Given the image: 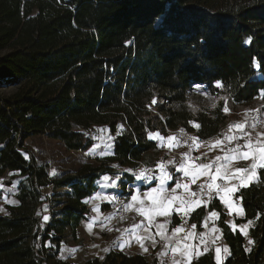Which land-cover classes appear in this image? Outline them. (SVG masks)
<instances>
[{
    "label": "trees",
    "instance_id": "16d2710c",
    "mask_svg": "<svg viewBox=\"0 0 264 264\" xmlns=\"http://www.w3.org/2000/svg\"><path fill=\"white\" fill-rule=\"evenodd\" d=\"M193 85L216 97V104L191 105ZM4 87L15 90L0 93V174L11 173L6 185L18 184V203L0 212V264H49L44 188H67L84 200L97 192L103 175L122 174L126 193L135 174L118 168L155 172L160 159L149 133L185 128L207 139L237 112L264 103V0H0ZM106 127L113 154L88 156L55 177L27 144L44 137L83 153ZM258 173L236 193L244 210L236 223L252 221L246 236L226 222L215 197L190 214L189 223L201 230L208 212H219L218 226L230 248L220 264H264V168ZM72 210L76 228L86 213ZM179 223L173 215L172 224ZM156 262L112 250L85 264ZM191 264H217L213 248Z\"/></svg>",
    "mask_w": 264,
    "mask_h": 264
},
{
    "label": "crops",
    "instance_id": "0c3cea01",
    "mask_svg": "<svg viewBox=\"0 0 264 264\" xmlns=\"http://www.w3.org/2000/svg\"><path fill=\"white\" fill-rule=\"evenodd\" d=\"M236 115L234 119L225 124L219 133L210 138L200 139L193 133L195 139L190 141V145H185L182 137L176 131H171L167 135H163L159 132L149 133V139L157 143L161 155L154 167V173L151 172V169H146L143 166L141 167L154 175L153 181H155V185L146 190H141L140 185L142 184L137 181L132 187L133 191L131 197L137 195L138 200L133 202L130 197L128 204L131 205L130 208L128 207L130 213L129 217L131 216V219H134V217L138 216L140 217L139 220H141L139 223H145V225L141 227L133 224L134 226L132 225L129 227L130 231H128L127 234H118L117 239L111 240L105 245L106 250H104L103 254L96 255V257L102 259L112 250L141 254L143 256L157 253L156 264H173V256H175V259L179 261L180 264H191L193 259L202 256L212 247L214 250V259L216 256V249L219 248L221 250L220 261L218 262L215 259L217 264L222 263L226 259L230 254V248L224 240L223 234L218 226L219 212L217 210L209 211L202 222L201 230H198L196 225L194 228L192 227L194 224L189 223V217L193 210L200 206H207L210 200L215 197L224 206L227 215L226 222L232 229L239 230L245 235L240 228L241 226L247 225L244 231L248 234L250 224L248 222L237 224L235 220L237 217H244V210L243 215L239 214V210L241 208L243 209V207L241 205V199L236 197V193L240 188L244 187L240 185V176H251L248 185L256 181L259 177L258 171L260 167L256 168L254 176L251 173V169L253 163L259 165L261 162L257 158L259 156L258 146L264 144V131L256 128V126L253 127L254 124L250 121L247 109L237 112ZM236 124L241 125V127H234ZM101 131L110 137V132L107 127L101 129ZM249 140H251V148L247 147ZM244 152H249L248 158L243 157ZM110 154H113L112 150ZM217 157H221V159L217 161ZM181 164L188 165L190 172L194 171L199 173L196 183H191V175L186 177L184 171L180 170ZM201 164H208L210 167L207 171L196 167ZM171 167H174L173 171L170 169ZM217 169H219V173ZM238 169H248L249 171L247 173L238 172ZM225 172L227 175H225ZM165 173L172 178L165 180L164 187L168 190L169 194L175 189V196L177 199L168 207L167 215H160L159 210L150 212V223L148 217L142 215L137 209L141 206L145 209H151L153 200L160 199L162 194L159 193V191L153 193L150 198L146 197L144 194L149 192L152 188L159 190L161 176ZM108 175L109 174L103 175L100 180ZM175 177L176 179L173 182ZM212 177H215L214 181ZM177 183H187L189 187L187 190L183 187L176 189L175 185ZM209 183H214L219 188L228 185V187L236 189L228 197L233 205L231 210L220 199V196L224 195L223 191H218L216 187L209 190L207 188ZM143 184L147 185L148 183ZM201 185L205 186L203 194H201ZM10 186H13L14 191L13 195H11L12 201L6 202L5 200L3 202L6 203V206L16 205L18 203V184L13 183ZM181 199L185 201L183 205L180 203ZM140 201H143V205L140 204ZM6 206L4 212L0 211L1 213L5 214L8 212ZM106 211L108 210H103L104 213ZM213 212L217 213V215L213 216ZM43 213V217H49L50 209L45 207ZM173 215H177L180 218L179 224H172ZM44 222L45 220L43 219V223ZM159 225H164L165 227L160 229L158 228ZM233 225L236 227L233 228ZM177 227H180L182 231L175 233L174 230ZM161 232L164 233V236L160 235ZM214 234H216V238ZM137 236L142 238L144 247H141V244L137 242ZM146 237H151V239H147ZM214 238L220 240V242L217 243ZM152 239L156 241L155 246L152 244ZM177 244H179V247L173 252L172 249L176 248ZM169 245H171V247H169ZM144 248H147V251H145ZM225 248L228 249V252L224 251Z\"/></svg>",
    "mask_w": 264,
    "mask_h": 264
},
{
    "label": "rangeland",
    "instance_id": "374dc122",
    "mask_svg": "<svg viewBox=\"0 0 264 264\" xmlns=\"http://www.w3.org/2000/svg\"><path fill=\"white\" fill-rule=\"evenodd\" d=\"M15 90L14 87H4L0 89V93L8 95ZM217 98L208 95L192 93L190 103L196 107H212L216 104ZM264 131V126L256 127ZM94 145L86 152L78 153L66 150L56 141L48 140L44 137H35L28 139L27 144L32 146L39 157H43L49 164L50 175L55 177L59 171L76 169L80 166L86 157L103 158L110 155L111 137L103 131L94 133ZM120 173L128 170L135 174V182L150 183L153 181L154 175L147 172L143 167L125 169L118 168ZM55 173V174H53ZM10 172L0 174V211L4 212L6 202H11L14 188L6 185ZM109 180L104 179L97 181L98 190L91 197L78 200L75 199L67 188L54 189L51 185L44 188L47 194L48 206L50 209L49 219L42 223V228L47 235L45 242L44 254L48 257L49 264H82L88 259L102 255L105 245L117 239V235L127 234L133 224L144 226L145 223H139L140 217L136 216L131 219L128 217L126 222L117 216L118 208L112 206L113 197L121 196L122 174L108 175ZM126 190L130 193L127 198V206L132 194V187L128 185ZM87 201V202H86ZM99 211H96V209ZM72 209L84 211L85 219L79 223L78 228L73 225L74 211ZM106 209L105 213L103 210ZM91 224V229L88 225ZM133 225V226H134ZM216 234H214V237ZM217 237V236H216ZM215 237V238H216ZM214 238V239H215ZM218 242L220 240L215 239ZM103 247V248H102ZM156 254L148 255L156 258Z\"/></svg>",
    "mask_w": 264,
    "mask_h": 264
},
{
    "label": "snow or ice",
    "instance_id": "6c2138e0",
    "mask_svg": "<svg viewBox=\"0 0 264 264\" xmlns=\"http://www.w3.org/2000/svg\"><path fill=\"white\" fill-rule=\"evenodd\" d=\"M246 42H248V41H246ZM217 86H218V87H221L222 85L218 82ZM155 102H156L155 100L152 101L153 104H154ZM223 110H224L225 112H228V111H229V109L227 108V106H225ZM195 126H196V127H199V125H195ZM254 126H255V125H253V127H254ZM234 127L239 128V127H241V125L236 124V125H234ZM192 139H195V138H192ZM238 147H239V146H238ZM247 147H249V148L252 147L251 140H249V142H248V144H247ZM258 151H259V156H258L257 158H258L261 162L259 163V165H257L256 163H253V165H252V169H251V173H252L253 176L255 175V170H256L257 167L264 168V144H261V145L258 146ZM248 156H249V152H244V153H243V157H244V158H248ZM220 159H221V157H217V158H216L217 161H219ZM229 159H230V158H229ZM196 167L201 168V169L207 171V169L210 167V165H208V164H201V165H197ZM180 170L184 171V174H185L186 177L189 176V175H191V177H192V179H191V183H193V184L196 183L197 175H198L199 173H196V172H194V171L190 172L189 166L186 165V164H181V168H180ZM237 171H238V172H245V173H247L249 170H248V169H238ZM217 172L219 173V169H217ZM53 174H55V173H53ZM225 175H227L226 172H225ZM171 178H172L171 176H169V175H167V173H165L164 175L161 176V179H160V189L158 190V189H156V188H152L149 192H146V193L144 194L146 197H149V198L152 197L153 193H157L158 191H159V193L162 194L161 197H160V199H155V200H153L152 208H151V209H145L143 206H141L139 209H137V211H139L142 215L148 217L150 223H151V215H150V212H152V211H156V210H159V214H160V215H167V213H168V207L171 206L172 202H173L175 199H177V197L175 196V189H173V190H172V193L169 194V193H168V190L164 187V185H165V180H166V179H171ZM103 179H104L105 181H107V180L110 179V177H108V176H104ZM212 179H213V181H214V180H215V177H212ZM239 179H240V185H241V186H245V187H247V186H248V182H249L250 179H251V176H240ZM181 187H183L185 190H187L188 187H189V185H188L187 183H184V184L177 183V184L175 185V188H176V189L181 188ZM204 187H205L204 185H201V186H200L201 194H203ZM214 187H216L218 191H223L224 195H221V196H220V199H221V200L224 202V204L227 205L228 208L231 210L232 207H233V205H232V203H231V200H230L228 197H229V195H230L233 191H235L236 189H234V188H230V187H228V185H224L223 188H219V187L216 186L214 183H209V184L207 185V188H208L209 190L213 189ZM193 195H194V194H193ZM113 199H115V198L113 197ZM131 200H132L133 202L137 201V200H138V196H137V195L132 196V197H131ZM86 202H87V201H86ZM180 203L183 205V204L185 203V201H184L183 199H181ZM140 204L143 205V201H140ZM127 207L130 208L131 205H128ZM96 211H99V209L97 208ZM239 214H240V215H243V209H242V208L239 210ZM212 215H213V216H216L217 213L213 212ZM43 219H44L45 221H47V220L49 219V217H48V216H44ZM248 223L251 224L252 221H249ZM88 227H89V229H91V227H92L91 224L88 225ZM164 227H165L164 225H159V226H158V228H160V229H162V228H164ZM192 227L194 228L195 225H193ZM235 227H236V226L233 225V228H235ZM246 227H247V225H244V226H241V228H240V230H241L242 232H244L245 235H247V232L244 231V229H245ZM181 231H182V229H181L180 227H177V228H175V230H174L175 233H179V232H181ZM160 235H161V236H164V233L161 232ZM146 238H147V239H151V237H146ZM137 242L141 244V247H144L143 240H142L141 237L137 236ZM249 243H252V241L250 240ZM152 244H153V246H155V244H156V241H155L154 239H152ZM169 247H171V245H169ZM178 247H179V244H177V247H176V248H173L172 251L175 252V251L177 250ZM144 250L147 251V248H144ZM205 250H206V249H205ZM224 251H225V252H228V249L225 248ZM220 252H221V250H220L219 248H217V249H216V256H215V259H216L218 262H219L220 259H221ZM173 264H180V262L177 261V260L175 259V256H173Z\"/></svg>",
    "mask_w": 264,
    "mask_h": 264
},
{
    "label": "built area",
    "instance_id": "2783aa9c",
    "mask_svg": "<svg viewBox=\"0 0 264 264\" xmlns=\"http://www.w3.org/2000/svg\"><path fill=\"white\" fill-rule=\"evenodd\" d=\"M200 86L193 85L192 91L189 95V98H191L192 93H198L203 95H208L213 97L212 95L206 94L203 91H200L198 88ZM249 113L250 121L256 126V127H262L264 126V103L258 106L251 107L247 109ZM176 132L182 137L183 143L185 145H190V141H193L192 138H194L193 133L189 132L185 128H179L176 130ZM198 139V138H197ZM58 189V188H57ZM128 191L126 190V193H121V196L116 197L112 201V206L118 208L117 216L119 219H124L126 222L128 221V217L130 215L129 209L127 207V198H128Z\"/></svg>",
    "mask_w": 264,
    "mask_h": 264
}]
</instances>
